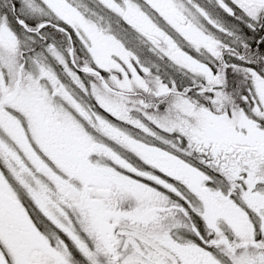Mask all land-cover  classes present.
<instances>
[{
	"label": "snow or ice",
	"instance_id": "snow-or-ice-1",
	"mask_svg": "<svg viewBox=\"0 0 264 264\" xmlns=\"http://www.w3.org/2000/svg\"><path fill=\"white\" fill-rule=\"evenodd\" d=\"M0 264H264V0H0Z\"/></svg>",
	"mask_w": 264,
	"mask_h": 264
}]
</instances>
